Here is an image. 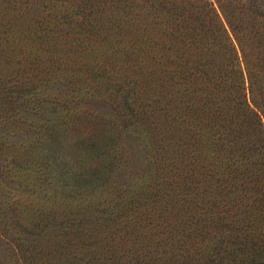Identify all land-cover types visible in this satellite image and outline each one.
<instances>
[{
	"label": "trees",
	"instance_id": "trees-1",
	"mask_svg": "<svg viewBox=\"0 0 264 264\" xmlns=\"http://www.w3.org/2000/svg\"><path fill=\"white\" fill-rule=\"evenodd\" d=\"M54 96L104 152L35 179L0 137V264H264V0H0V126Z\"/></svg>",
	"mask_w": 264,
	"mask_h": 264
},
{
	"label": "rangeland",
	"instance_id": "rangeland-1",
	"mask_svg": "<svg viewBox=\"0 0 264 264\" xmlns=\"http://www.w3.org/2000/svg\"><path fill=\"white\" fill-rule=\"evenodd\" d=\"M66 94L65 92L60 98ZM68 103H71L73 108L70 118L66 116L65 105ZM13 107L16 110L10 109V113L14 115L11 118L13 124L7 121V117L3 119L8 124L3 123L0 126V137L3 138L1 141H7L5 155L16 159L17 163L26 169L25 175L27 173L36 179L37 172L44 171L41 167L49 156H64V146L72 150L71 154L79 163H82L81 156L95 158L99 156L100 151L104 152L101 142L104 138L99 137V134L101 136L105 127L98 124L96 114H91L88 110L89 101H64L54 96L49 101H15ZM92 115L97 124L94 123ZM138 123L141 124L140 121ZM140 128V134L129 132L132 135L125 136L127 145L124 138H121V145L116 148L121 162L125 163L129 154L131 156L129 168L125 167L127 171L123 172L126 177L123 176L122 179L125 180L150 164L149 154L153 143L146 138L144 128Z\"/></svg>",
	"mask_w": 264,
	"mask_h": 264
}]
</instances>
